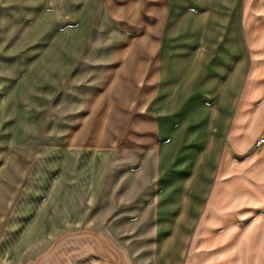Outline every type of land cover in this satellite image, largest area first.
Listing matches in <instances>:
<instances>
[{
  "label": "crops",
  "instance_id": "crops-1",
  "mask_svg": "<svg viewBox=\"0 0 264 264\" xmlns=\"http://www.w3.org/2000/svg\"><path fill=\"white\" fill-rule=\"evenodd\" d=\"M58 8L81 22V46L104 30V54L62 56L83 97L54 213L22 221L43 224L38 238L148 239L141 255L104 248L101 264H264V0H2L0 78L25 24ZM14 138L0 145V233L38 154L34 135Z\"/></svg>",
  "mask_w": 264,
  "mask_h": 264
},
{
  "label": "rangeland",
  "instance_id": "rangeland-1",
  "mask_svg": "<svg viewBox=\"0 0 264 264\" xmlns=\"http://www.w3.org/2000/svg\"><path fill=\"white\" fill-rule=\"evenodd\" d=\"M62 9L45 11L43 18L41 17L43 21L38 17L36 23L25 24V28L28 26L23 32L26 37L22 38L21 45L14 46L12 50V59L16 61L9 67L1 65L0 145L6 142L10 144L11 141L14 144V137H22L24 141L25 136L34 135L37 141H32V144H36L38 154L27 165L23 192L17 197L3 224L0 233V264H53L54 261L59 264H74L77 250L81 253V258H92L94 264H101L104 263V248L121 247L125 254L137 251L141 255L148 245V239L143 235L133 239L104 240L52 238L47 235L38 238L37 234H43V224L22 221V218H28L30 214L43 218L54 213L53 173L54 167L58 166L56 156L64 150V131L78 113L83 97V87H69L66 82L69 67L75 64L63 62L62 56L104 54V46L100 45L104 42V30L92 31L90 37L97 42L96 45L81 46L84 42V32L79 30L81 22H74L72 16L61 12ZM101 27L104 29V24ZM138 33L130 31L128 35L134 37ZM128 53L137 54L138 50L132 48ZM34 54L45 57L40 62L19 61ZM49 56L61 57L62 61L48 62ZM82 65L84 64H78ZM5 69L10 79L4 78ZM75 70L78 71V68ZM18 123L27 127V133L19 127H12V124ZM40 132L42 134L38 137ZM17 183L20 185L22 180H17ZM61 210L62 215L68 214L67 207ZM34 231L36 232L31 233ZM67 233L68 231L65 235Z\"/></svg>",
  "mask_w": 264,
  "mask_h": 264
},
{
  "label": "built area",
  "instance_id": "built-area-1",
  "mask_svg": "<svg viewBox=\"0 0 264 264\" xmlns=\"http://www.w3.org/2000/svg\"><path fill=\"white\" fill-rule=\"evenodd\" d=\"M264 142V138H258V140H256L255 144H254V148H259L260 145Z\"/></svg>",
  "mask_w": 264,
  "mask_h": 264
}]
</instances>
